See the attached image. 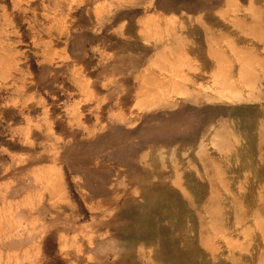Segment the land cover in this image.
<instances>
[{"label":"rangeland","instance_id":"obj_1","mask_svg":"<svg viewBox=\"0 0 264 264\" xmlns=\"http://www.w3.org/2000/svg\"><path fill=\"white\" fill-rule=\"evenodd\" d=\"M34 1L39 14L48 17L45 24L35 22L32 12L11 25L0 20V85L42 74L49 81L54 75L49 69L62 61L68 66L55 87L47 83L22 95L0 86V264H185L182 258L190 249L197 252L198 264H207V258L208 264H219L213 251L222 244L215 246L217 240L206 233L213 222L204 211L218 209L210 200L224 198V185L234 193L233 176L244 184L264 166V0ZM8 5L0 2V19ZM70 19L79 25L70 35L60 33ZM34 33L40 34L36 42ZM175 51L187 63L183 78L191 75L192 61L211 56L215 66L200 85L176 82L170 66ZM75 69L80 75L74 79ZM229 71L233 79L227 82ZM85 83L89 94L79 91ZM82 100L87 129L97 124L88 113L92 105L105 106L112 129L122 116L136 113L124 124L127 130L107 132L121 155L153 126L172 131L174 143L157 147L156 167L181 193L170 210L163 205L156 210L160 218L150 213L153 220L143 238L135 172L105 160L111 174L105 195L94 196L83 180L75 154L90 159L93 151L88 130L73 113ZM28 102L33 107L27 110ZM192 136L197 138L191 142ZM203 183H212L213 192L200 190Z\"/></svg>","mask_w":264,"mask_h":264},{"label":"bare ground","instance_id":"obj_2","mask_svg":"<svg viewBox=\"0 0 264 264\" xmlns=\"http://www.w3.org/2000/svg\"><path fill=\"white\" fill-rule=\"evenodd\" d=\"M0 2H2V3L9 2V5H8L9 8L6 7V6L3 7V15L1 16V19H0L3 22H5L4 24L11 25L15 21L18 22V20L24 21L25 20V15H27L29 12H32L34 14L35 22H37L38 24L39 23L45 24V22L48 20V17L46 15H44V14L42 15V13L39 14L40 12L38 11L39 9H37L38 7L34 6V2H35L34 0H0ZM8 10H10V11H8ZM80 13H82V12H80ZM83 13H85V15H87V16H90V9L85 7V10L83 11ZM69 16L71 18L73 17V15L71 16V14H69ZM70 20H71L70 22L64 21V24L62 23L63 29H62V31H60V33L61 32L64 33L63 31H66L70 35V32H72L71 30L74 29V26L76 27V25H79L78 23L76 24V21L77 22H80V21L74 20V19H70ZM34 25L37 26L36 23H34ZM39 37H40V34L34 33L33 34L34 42H36L39 39ZM190 50H192V49H190ZM190 50H189V52H190ZM185 51H186V49H185ZM193 52H191V53H193ZM18 57L19 56H17V55L15 56V58H18ZM201 58H205V57L202 56ZM199 61H203V62L202 63H197V64H192V62H193L192 61L191 64L188 65V67H189L188 69L192 73L189 76V78H183L181 76V71L187 66V63L186 62H182L181 59L179 58V56L177 55V51H175L173 53L171 59H170V66H171V69L173 71V75H175V79H176L175 81L179 82V79H182L184 81H188V83H192L193 86H194V85L197 84L198 81H200L201 79L206 77V73H207L206 71L209 69V72H210V68H212V65H214L215 62L213 61V58L211 56H210V59H208V58L206 59L205 58L204 60L201 59ZM193 63H195V62H193ZM67 66H68L67 63L65 61H62L61 64L58 65V68L56 70L49 69V73L50 74L54 73L53 77H51V79H49V81H47V79L45 77V74H42L40 77H35V78H31V79L24 78L21 81H18L16 79H12L7 84L5 83V85H0V86H4L6 88H11L15 92L20 93L22 95H26L29 92H32L33 90H37V88H39L42 85H45L47 83H49V84L52 83V84H54L53 87H55L56 79H57L58 75L64 76L65 68ZM242 71H243V68H242ZM185 72H187V71H185ZM75 75L76 76L80 75L79 69H75L74 70V72L72 74L74 79L76 78ZM187 75H189V74H187ZM231 79H233V75L230 72L229 75H226V80L228 82V80L232 81ZM220 80H221V78H220ZM175 81H174V83H176ZM224 81H225V79H224ZM224 81H222V82H224ZM198 83L200 85V82H198ZM184 86H187V84H185ZM189 87H191V86L189 85ZM79 88H80L79 91L81 93L89 94V91H88L89 87H88L87 83L83 84ZM189 89H192V88H189ZM192 90H194V89H192ZM195 90H196V88H195ZM198 92L202 96L203 95L204 96L208 95L207 94L208 92L206 93V92H204L202 90H198ZM83 96L85 97V95H83ZM35 97L36 96H34L32 99H35ZM225 97H226V99H228V100L231 99V101H232L233 97H231L229 95L228 96L226 95ZM225 97H223V98H225ZM223 98L221 97V99H223ZM28 103L25 104L26 106L24 105L25 106L24 108L27 109V110L29 108L33 107L32 104H31V107H30V103L29 104ZM82 103H83V100L80 101V103H78L79 107L76 110H74L73 113L77 116V118H79L80 127H83L84 130L85 129L88 130L87 133L90 135V142H89L90 147H89V145H87V146L90 148L91 151H93V153L90 154V159L78 158L77 155L75 154V156H76L75 161L80 164L79 168L84 173L85 179H83V180L86 181V185L90 186V191H91V193L94 196L95 195H97V196L98 195H105L106 189H105L104 185L109 182V181L107 182V180H108V177L111 175V174H109L110 172L109 171H105V168L103 167V163H104L105 160L106 161L107 160L108 161L112 160L113 162H115V164L125 168L126 171H128L131 174L133 172H135L137 179L136 178H134V179H136L137 183H139L140 186H141V189H139L141 192L139 194H141V198H142L141 204L139 203L140 206H139V218H138L140 224L142 225V229H140V232H138V234H139V236H141L143 238V236H146L145 233L148 232L147 228H146L147 225L150 226L148 223H150V222L152 223L153 216L155 214H157L156 210H159V208H161L162 205L164 207H166L168 210H170L171 207L173 206V202H175L173 200L174 196H175V198H178V197H176V195L177 194L180 195V193H181L174 185H171V184H169L168 182L165 181V177L157 172L158 170H157V167H156L157 166L156 165V162H157L156 161V157H157L156 154H157L158 149H159L157 147L159 146V144L171 145V144L174 143L172 131L169 128H166V127H157L156 126V128H154V126H153V129L151 128L147 132L146 137L142 138L143 139L142 142L133 144L130 147L131 149H130V151L128 153L125 152L126 154H122L121 155L120 150L119 151L118 150H114V149H116L115 147H117V144H115V142L113 141V138H111L107 134V132H108L109 129H110L109 131H111L110 133L115 132V130H117L116 131L117 134H118V131H123L126 128V127L124 128V126H125L124 124L127 123V122H131L134 119V117L136 116L135 115L136 113L134 114V112L131 111L127 115L122 116L121 120L120 119H119V121L117 120L120 123H118L117 125L115 124L116 126L113 127V129H114L113 130L111 128L112 123H110L109 122L110 121L109 118L105 117V115H104L105 106L104 107H96V106H94V107L97 108V109H94V107L92 105V106H90V109H89L88 113H90V116H94L96 118L97 124H95L93 126L91 125L90 128L87 129L86 127H84V123L82 121V119H83V116H82L83 115ZM34 106H35V104H34ZM24 108H23V110H25ZM29 111H31V110H29ZM86 112H87V110H86ZM95 113H96V115H95ZM86 118H84V119H86ZM84 122H86V121H84ZM254 124L255 123H253V125ZM98 126L101 127V130H102V131H100L101 133L100 132H96V129H97ZM150 127H152V126H150ZM126 130H127V128H126ZM112 134H110V135L112 136ZM136 134H137V132H136ZM136 134H135V137H137ZM26 135H27L28 138H31L32 137V130L28 129L26 131ZM113 135H115V134H113ZM195 137L197 138V136H194V137L192 136L191 138H188V139L191 141V140L196 139ZM78 139L79 138H77V141H78ZM73 140L76 141L75 135H73ZM114 140H116L115 136H114ZM235 142H236V139H235ZM76 143H78V142H76ZM194 143H196V142H194ZM252 143H253L252 140L249 139L247 145L249 147H251ZM81 144H80V146L84 145V144H82V145ZM126 146L127 145H125V147ZM248 146H244V149L247 148ZM119 147H121V146H119ZM239 148H241V147H239ZM81 149H83V146L81 147ZM110 149H113V152L109 151ZM145 149L148 151V153L145 152L146 155L144 156L143 155V150H145ZM117 154H119L120 156H117ZM146 158L148 160H146ZM254 160H255V158H254ZM148 161H150V162H148ZM107 174L109 176H107ZM234 178H236V177L233 176V178H232L233 181H234ZM188 179L189 178H187V180ZM236 180H238V181H236ZM236 180L234 182L231 181L233 183L232 186L234 188V193H232L233 195L231 193H229L228 187L224 185L222 187V191H223V195L222 196L224 198L221 199V200H217L215 198H212L210 200V204H212L213 206L218 207V209L215 210V211H212V212H210L208 210L204 211L205 215L206 214L211 215L209 218L213 222L212 225L207 228L206 233H208L209 235H212L214 240H217V242H215V241H214L215 243L213 242L215 246H218L217 243L219 244V242H220V244H222L221 247L218 246L219 248L217 247V249H215L213 251V256L215 255L214 254L215 252L218 254V255H215L213 257V261H215V262L217 261V263H219V264H264V166L255 169L254 174L252 173L251 177L246 178V181L244 182V184L239 183V179H236ZM93 183H97L98 185L94 186ZM199 185L200 184H198V186ZM199 187L202 188L200 190L207 191V193H212L213 192V184L212 183H209V184H204L203 183ZM195 188H193V189L198 191L199 188L198 189H195ZM194 190H193V192H195ZM198 199H200V198H197L196 200H198ZM193 200H195V199H193ZM136 202H138V201H136ZM195 202H197V201H195ZM221 206H223V207H221ZM175 208H176V206H175ZM198 210H199V208H198ZM150 213H152V214L155 213V214L151 215ZM159 214H161V213L159 212ZM159 214H157L158 216H155V217L160 218ZM167 214H169V212ZM172 214L173 213H171V215ZM164 217H167V215H164ZM206 218L207 217L204 216V219H206ZM154 220L156 221V219H154ZM156 222L154 224H156ZM189 230L191 232H193V230L191 228ZM149 233L152 234V236H153V231H152V233H151V231ZM201 233H202V228H201ZM191 237H192V235H191ZM233 240H236V243H234ZM185 243H187V242H185ZM185 243H184V245H185ZM190 245H192L191 242H190ZM173 249H175V248H173ZM220 249H222L224 251V252H222L223 255H224V258H222L220 256L221 252L218 253L220 251ZM217 250H219V251L217 252ZM200 253H202V252H200ZM176 257H178V256H176ZM198 257L199 256H198L197 252H195L194 250L190 249V250H188L187 254L184 255V257L182 259H185V260L187 259V262H185V264H198L199 263ZM130 258H131V256H130ZM164 258L162 257L163 260H164ZM203 258H205V257H203ZM171 259H169V260H171ZM177 260H179V258ZM205 260H207V264H208L209 263V261H208L209 259L207 258ZM175 261H176V259H175ZM125 262H127V261H125ZM201 262L203 264V261H201ZM169 263H171V262L169 261ZM213 264H215V263H213Z\"/></svg>","mask_w":264,"mask_h":264},{"label":"clouds","instance_id":"obj_3","mask_svg":"<svg viewBox=\"0 0 264 264\" xmlns=\"http://www.w3.org/2000/svg\"><path fill=\"white\" fill-rule=\"evenodd\" d=\"M114 241L113 242H109V246H112V245H114Z\"/></svg>","mask_w":264,"mask_h":264}]
</instances>
